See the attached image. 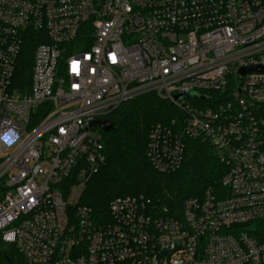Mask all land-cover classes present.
<instances>
[{"label": "built area", "instance_id": "1", "mask_svg": "<svg viewBox=\"0 0 264 264\" xmlns=\"http://www.w3.org/2000/svg\"><path fill=\"white\" fill-rule=\"evenodd\" d=\"M153 91L178 112L149 133L154 168H180L188 137L226 172L181 215L143 195L94 213L92 123ZM0 247L1 264H264V0H0Z\"/></svg>", "mask_w": 264, "mask_h": 264}, {"label": "trees", "instance_id": "2", "mask_svg": "<svg viewBox=\"0 0 264 264\" xmlns=\"http://www.w3.org/2000/svg\"><path fill=\"white\" fill-rule=\"evenodd\" d=\"M36 46V43L27 45L24 67L20 68V75L29 84ZM177 114L173 104L154 91L141 93L113 110L105 120L115 128L101 130L107 160L88 181L82 202L94 213L108 216V206L114 197L143 195L156 206L168 208L170 215H181L187 199L202 196L226 172L210 144L186 137L184 160L180 168L170 173L154 168L147 154L148 136L154 124H168Z\"/></svg>", "mask_w": 264, "mask_h": 264}, {"label": "water", "instance_id": "3", "mask_svg": "<svg viewBox=\"0 0 264 264\" xmlns=\"http://www.w3.org/2000/svg\"><path fill=\"white\" fill-rule=\"evenodd\" d=\"M186 96H188V95H186ZM189 96L190 97H197L198 95L193 94V95H189ZM94 124H96V125L98 124L105 131H111L112 129L115 128L113 123L109 124V123H107V120H105V119H97L96 121H94L92 123V125H94Z\"/></svg>", "mask_w": 264, "mask_h": 264}]
</instances>
